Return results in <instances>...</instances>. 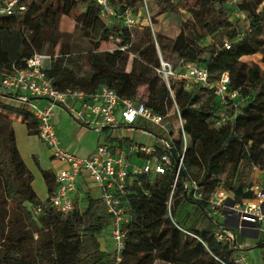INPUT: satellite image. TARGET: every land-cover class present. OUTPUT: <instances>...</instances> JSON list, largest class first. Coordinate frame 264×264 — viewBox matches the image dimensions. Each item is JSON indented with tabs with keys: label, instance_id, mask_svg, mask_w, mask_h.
I'll use <instances>...</instances> for the list:
<instances>
[{
	"label": "trees",
	"instance_id": "1",
	"mask_svg": "<svg viewBox=\"0 0 264 264\" xmlns=\"http://www.w3.org/2000/svg\"><path fill=\"white\" fill-rule=\"evenodd\" d=\"M180 1L194 2L188 10L190 18L174 39L154 35L161 59L169 62L171 57H176L179 62L196 63L211 78L215 77L212 79L227 72L229 88L240 92L228 110L229 120L218 129L210 125L219 103L198 86L185 91L182 83L170 80L172 95L165 87L156 102L135 101L166 119L169 116L165 101L173 103L189 137L190 150L199 160L196 167L185 162L186 147L169 211L174 160L165 175L147 174L129 180L125 196L130 217L124 227L125 264H233L237 248L214 240L215 230L229 228L210 215L207 199L217 188H222L235 203L252 200L251 172L254 168L264 171V72L257 65L248 66L240 61L242 57L259 54L264 63V9L259 8L264 0ZM230 1L238 2L237 9L248 15L249 32L242 38L227 20ZM154 3L163 13H178L173 0H154ZM26 4V12L15 10L10 17H0V73L22 69L33 54H42L43 45L48 42L45 37L58 31L62 17H68L88 33L95 49L109 39H119L120 44L113 52L102 53L100 59L92 53L88 55V77H80L65 65L66 50L61 49L56 56L48 52L50 67L45 73L59 91L76 89L93 93L104 86L124 99L134 100L137 87L147 86L159 68L158 50L149 27L128 30L115 18L106 25L92 0H30ZM110 5L117 14L125 9L137 14L144 8L143 0H110ZM178 7L185 10L189 5L180 2ZM26 22H33L31 33H37L41 39L36 52L27 56ZM223 36L230 44L223 41ZM206 39L210 43L204 44ZM133 43H136L135 57L127 72L126 50ZM224 43L230 48L225 49ZM127 87H130L129 95L124 94ZM205 92L209 95L201 100ZM0 109L24 116L28 134H37L36 122L27 105L0 93ZM173 127V151L179 154L182 146L173 138L177 130L176 125ZM42 177L48 193L45 201H40L31 187L32 175L16 148L10 120L0 114V264H110L111 254L101 240L109 223L104 204L87 196L85 205L79 207L75 203L73 212L60 214L47 205L55 190V175L43 171ZM190 180L202 189V200H191L185 193L184 183ZM37 206H42L43 212L34 217L32 210ZM168 212L182 230L172 223ZM255 248L264 256V239Z\"/></svg>",
	"mask_w": 264,
	"mask_h": 264
},
{
	"label": "built area",
	"instance_id": "2",
	"mask_svg": "<svg viewBox=\"0 0 264 264\" xmlns=\"http://www.w3.org/2000/svg\"><path fill=\"white\" fill-rule=\"evenodd\" d=\"M28 1L30 0H0V17H10L15 10L26 12ZM92 1L98 7L100 17L106 25H109L114 18L119 19L121 25L128 30L148 25H144V21L149 20L144 0V8L137 14H133L129 9L117 14L110 5V0ZM223 46L225 49L230 48L228 43H224ZM49 67V56L33 54L25 61L24 68H13L9 74L0 73V93L9 94L18 102L27 105L28 113L36 122L39 139L50 150L52 159L63 165L55 174V190L49 196L47 205L60 214L68 215L75 208L72 196L77 190L78 181L92 183L98 191L96 197L93 198L104 204L109 215L105 236L102 235L101 240L111 254L110 264H125L123 251L126 231L124 227L130 221L125 200L126 187L133 177L147 174L160 176L170 171L173 160L170 151L174 150L171 132H169L170 122L165 116L151 108L137 104L134 100L124 99L114 90L104 86L93 93L76 89L59 91L45 73ZM180 68L182 72L177 73L170 63L160 59L156 72L161 75L170 93V79L182 83L185 91L198 86L210 92L219 103L210 126L214 129L223 127L229 120L228 110L237 100L240 89L231 90L229 88L230 79L227 72L221 73L217 79H212L210 73L196 63L180 61ZM30 98L47 100L48 105L39 107L35 101H29ZM56 107L65 109L76 123L97 130L108 128L113 132L121 125L133 128L141 121L161 128L167 132L168 138L161 139L158 146L130 141L128 145L117 150L118 143L124 142V137L116 133L111 136V143L99 141L90 156L79 158L62 147L56 134L51 121ZM176 112L182 147L179 154L175 153L178 161L175 162L176 169L168 201V211L189 140L183 130L177 109ZM19 116L25 119L24 116ZM184 189L191 200L203 199V191L197 182L190 180L184 183ZM251 191L252 200L235 203L227 191L217 188L207 199L210 215L218 223L228 221L229 225L239 231L264 234V189L256 186ZM230 201L233 203L232 206H230ZM42 212V206H37L32 210L34 217ZM168 216L170 217L169 212ZM171 221L177 229L182 230L172 219ZM107 232L108 236H106ZM188 235L192 236L189 233ZM212 236L216 242L236 247L233 233L229 229L215 230ZM233 264L252 263L247 261L243 254L237 252Z\"/></svg>",
	"mask_w": 264,
	"mask_h": 264
},
{
	"label": "rangeland",
	"instance_id": "3",
	"mask_svg": "<svg viewBox=\"0 0 264 264\" xmlns=\"http://www.w3.org/2000/svg\"><path fill=\"white\" fill-rule=\"evenodd\" d=\"M180 2H186L188 3L189 7L185 10H181L178 7V4ZM179 3L175 1L174 3H177L176 7L178 9L177 14H171V13H163L154 3V0H146V12L148 13L149 20L148 25L146 27H149L153 39L156 43L157 50L159 51V46L157 43V39L154 35H162L166 38H175L178 33L181 30L182 24L187 21L190 18V14L188 13V10L193 8L194 2L193 1H180ZM238 2H230L227 5L228 8V16L227 20L230 22L231 26L238 32V35L240 38L245 36L249 32V24H248V15L239 9H237ZM260 9H264V2L259 5ZM218 9V7L216 8ZM80 11H82V8H79ZM28 20H32V12L28 15ZM33 26V22H26L24 25V33L26 36V40L24 42V51L25 56L35 53L38 35L32 34L31 30ZM45 39L48 40L43 45L42 48V54L48 56L47 54H50L48 52H51L54 54V56L58 55L60 50H66L67 55L65 56V65L73 70L76 74H78L80 77H88L89 76V68L87 66V57L90 53H92L96 58L100 59L102 53L104 52H113L115 49L118 48L120 44L119 39H109L107 42L101 43L100 47L98 49H95L94 41L89 36L88 33L83 31L80 27H76L74 22L69 19L68 17H62L58 24V31L55 32L52 35H47ZM223 41L230 42L226 37L223 36ZM56 43V47L54 48V44ZM210 43L208 39L204 42V44ZM230 44V43H229ZM136 43H133L132 48L125 49L128 53V64L126 66V71H130L131 63L133 58L135 57L133 55V51L135 50ZM241 62L245 63L248 66L257 65L262 72H264V63L262 62V56L259 54H256L254 56H248L241 58ZM172 68L177 72H182L180 68V62L176 57H171L169 62ZM215 78V77H212ZM171 81L179 82L175 79H170ZM95 82V79H92V83ZM166 87V83L162 79L161 75L155 72V75L152 76L147 86H139L137 87V95L135 97H132L134 101H147L150 102H156V100H159V96L161 91ZM130 93V87L126 88L125 95H129ZM172 95V92L170 93ZM209 94L205 92L202 99H205ZM172 97V96H171ZM38 102V101H35ZM165 109H166V116H169L167 121L172 122L171 127H169V132L174 131L173 124L176 125L177 130L175 131L173 138L179 142L180 146H182L181 143V135H180V129H179V123H178V117L176 112V106L169 100L166 99L165 101ZM176 122V124H175ZM139 129L137 130L140 134L147 135V140L145 141L146 144H155L156 146L159 145L161 139H167L168 134L164 130H162L159 127L153 126L150 123L141 122L139 121L137 123ZM186 159L185 162L190 163V166L196 167L198 163V155H196L194 152L190 150V142L187 141V151H186ZM255 181V185H259V182L256 181V179H253ZM34 188L36 190V193L38 194V197L41 200H44L43 197L45 195V189L43 188L41 182H34ZM233 233L236 237L241 238V234L239 233L238 229L233 228ZM106 228L103 232V236H105ZM262 234V238L264 239V234Z\"/></svg>",
	"mask_w": 264,
	"mask_h": 264
},
{
	"label": "crops",
	"instance_id": "4",
	"mask_svg": "<svg viewBox=\"0 0 264 264\" xmlns=\"http://www.w3.org/2000/svg\"><path fill=\"white\" fill-rule=\"evenodd\" d=\"M144 1L146 3V0ZM35 103L39 107L48 105L47 100H39ZM0 114L6 116L10 120V124L15 135L16 148L27 170L32 175L31 187L37 198L40 201H45L48 197V193L43 181L42 172L48 171L55 175L56 172L63 167V165L52 159L50 150L41 142L37 134H28L25 121L21 116H19V114L9 113L2 109H0ZM51 121L56 134L60 139L62 147L79 158H86L90 156L96 149L99 141L111 143V136L116 133H120L124 137V142L118 143L117 150L118 148L120 149L121 147L128 145L130 141L145 143L147 140V135L137 132V126L129 128L128 126L121 125L113 130V132L108 128L97 130L95 128L76 123L73 121L70 114L65 109L60 107H56L54 109ZM254 178L259 182V185L254 184ZM251 180L254 184L252 188L257 186L264 189V171L254 168L251 172ZM35 181L39 183L41 182L43 188L45 189V195L43 197L44 200H41L36 193L34 188ZM97 193L98 191L89 181H78L77 190L72 197H74V202L81 207L82 205H85L86 196L96 197ZM223 224L231 231L234 228L229 225L228 221L223 222ZM239 233L242 236L241 238L236 237L233 233L237 252L243 254L246 260L252 264H264V256L262 252L255 248L256 244L263 240L261 232L239 231ZM106 236H108V232Z\"/></svg>",
	"mask_w": 264,
	"mask_h": 264
},
{
	"label": "water",
	"instance_id": "5",
	"mask_svg": "<svg viewBox=\"0 0 264 264\" xmlns=\"http://www.w3.org/2000/svg\"><path fill=\"white\" fill-rule=\"evenodd\" d=\"M155 48H156V51H157V47H155ZM157 54H158V57H159V60H160L161 57H160V54H159L158 51H157ZM39 100H40L39 98H30L29 99V101H39ZM170 154H171L174 162H177L178 160H177L176 154L173 151H170ZM232 205H233V203L230 201V206H232Z\"/></svg>",
	"mask_w": 264,
	"mask_h": 264
},
{
	"label": "bare ground",
	"instance_id": "6",
	"mask_svg": "<svg viewBox=\"0 0 264 264\" xmlns=\"http://www.w3.org/2000/svg\"><path fill=\"white\" fill-rule=\"evenodd\" d=\"M146 24H148V22L145 20V21H144V25H146Z\"/></svg>",
	"mask_w": 264,
	"mask_h": 264
}]
</instances>
